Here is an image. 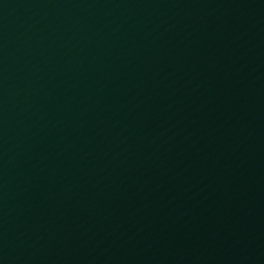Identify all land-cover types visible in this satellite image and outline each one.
<instances>
[{"label": "water", "instance_id": "95a60500", "mask_svg": "<svg viewBox=\"0 0 264 264\" xmlns=\"http://www.w3.org/2000/svg\"><path fill=\"white\" fill-rule=\"evenodd\" d=\"M0 264H264V0H0Z\"/></svg>", "mask_w": 264, "mask_h": 264}]
</instances>
